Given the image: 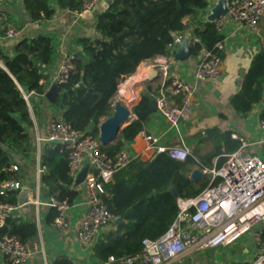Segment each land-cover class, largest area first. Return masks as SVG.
<instances>
[{
	"label": "trees",
	"instance_id": "16d2710c",
	"mask_svg": "<svg viewBox=\"0 0 264 264\" xmlns=\"http://www.w3.org/2000/svg\"><path fill=\"white\" fill-rule=\"evenodd\" d=\"M53 0H22L31 19H47L54 13ZM60 7L80 11L81 0H54ZM208 5L207 0H116L96 15L98 44L94 39L82 37L88 58L74 57V68L54 102L61 110V118L79 130L89 129L98 134L99 122L111 115V101L118 84L133 74L140 62L159 55H169L172 33L190 26L198 38L191 42V54L196 55L204 47L221 55L217 42L222 35L212 20H195L196 14ZM101 51V54L97 53ZM54 47L46 35L17 39L12 56L1 55L0 59V182L18 178L19 169H9L17 164V156L33 155L35 143L25 121V90L42 91L40 79L43 67L53 58ZM264 48L256 52L240 83V88L231 98L233 111L246 116L264 95ZM150 96L142 92L134 109L145 110ZM264 112V109L262 113ZM143 121L131 117L119 130L116 138L101 148L114 155L124 144L130 142L142 129ZM232 130L211 127L201 142L209 143L210 149L200 152L193 148L191 154L180 160L167 152L154 150L148 158L133 157L128 164L105 183L101 195L109 211L118 222L111 220L93 241V256L105 261L108 256L118 258L137 253L144 237L160 236L175 218L177 197L197 194L210 181L193 180L190 171L218 167L226 154L239 146V140L231 136ZM23 145L18 149L12 145ZM40 164L45 166L41 180L49 194L67 198L70 203L78 196L73 177L67 170V149L60 142L41 145ZM17 190H7L1 197L12 203L18 200ZM56 213L50 207L47 221ZM4 233L15 234L23 242L33 239L37 233L34 220H23L11 214L0 228ZM51 264H74L65 255Z\"/></svg>",
	"mask_w": 264,
	"mask_h": 264
},
{
	"label": "built area",
	"instance_id": "2783aa9c",
	"mask_svg": "<svg viewBox=\"0 0 264 264\" xmlns=\"http://www.w3.org/2000/svg\"><path fill=\"white\" fill-rule=\"evenodd\" d=\"M11 1V0H6ZM99 0H82L81 12L92 11ZM211 6L214 0H207ZM215 4V3H214ZM227 10L211 19L220 32L223 23L233 21L249 30H258L264 18V0H225ZM21 28L8 22L3 36L7 39L17 38ZM190 42L198 38L191 30L175 31L169 43V55H159L153 65L162 77L159 87L152 92L156 110L171 124L177 125L180 120L192 117V96L194 83L182 78L170 70L168 58H172L183 38ZM221 49L222 40L217 42ZM74 52L65 53L54 73L53 82L61 85L66 82L74 68ZM195 80L218 81L222 77V57L217 52L202 48L193 67ZM112 98L120 99V85ZM25 99L33 90L21 87ZM179 96V100L175 99ZM132 113V112H131ZM134 116V113H132ZM258 127L262 135L248 138L231 133L239 140V146L226 154L225 160L218 167L203 169L210 174L209 183L197 194L188 197H177L178 211L167 229L156 238L144 237L141 249L134 254L118 258L108 256L105 264H170L190 253L225 246L242 235L247 236L245 246L240 252L242 258L233 257L227 260L217 258L219 264H264V112L257 116ZM139 135L149 147L156 151L167 152L170 157L183 160L192 153L185 145L158 144V137L141 129ZM39 144L35 153L37 173L40 175L45 166L40 164V145L60 142L67 149V170L73 177L85 164L88 165L83 181L75 185L81 193L85 210L78 216L76 236L81 244H91L107 228L114 215L109 211L101 195L105 193V183L135 157L129 145L124 144L114 155H109L101 148L98 134L89 129L79 131L59 116H51L45 125V133L37 137ZM12 163L9 169L17 170ZM23 184L17 178L0 182V228L14 210L24 205L25 201L16 203L4 200L7 190L16 189L17 196ZM35 203L54 208L51 225L57 229L69 228V208L67 198L49 194L44 200ZM0 252L8 264H22L31 255L28 243L17 235L4 233L0 236Z\"/></svg>",
	"mask_w": 264,
	"mask_h": 264
},
{
	"label": "crops",
	"instance_id": "0c3cea01",
	"mask_svg": "<svg viewBox=\"0 0 264 264\" xmlns=\"http://www.w3.org/2000/svg\"><path fill=\"white\" fill-rule=\"evenodd\" d=\"M113 1L116 0H99L92 11L81 12L60 7L53 0V15L47 19L34 20L30 18L22 0H0L1 55L12 56L17 39L37 35L48 36L54 47L52 61L43 67V76L40 79L42 91H32L25 99L24 123H26L35 143V149L34 157L31 154L23 157L17 156V165L20 167V176L17 179L23 184L18 201H25L26 203L19 206L13 214L23 220H34L37 233L33 239L26 242L31 250V255L22 264H51L61 255L73 260L74 264H105V261H99L93 256V242L84 245L77 239V218L86 207L80 192L71 203L69 208L70 226L64 230L53 227L51 221H47L50 207L35 203L36 200H44L49 195L47 187L41 180L43 172L40 175L37 173L35 153L39 146L37 137L44 135L47 120L51 116L61 117V110L54 101L51 102L46 97L45 92L54 83L53 76L62 56L68 52L75 53L77 50H81L88 58L80 38H98L99 34L95 28L96 15ZM214 1L211 6L207 5L204 10L199 11L194 19L210 20L208 15L218 0ZM8 22H13L21 28L19 37L7 39L3 36ZM189 29L190 26L184 30ZM220 34L222 35V47L220 49L222 77L218 81L195 80L193 67L198 54H191L190 40H187V44L180 42L173 57L168 58L172 72L194 83L192 117L190 120L181 119L177 125H171L157 110H148L149 103L152 101V92L159 87L162 81L161 75L153 69L156 67L152 64L153 60L159 56L144 60L135 66L136 71L133 75L138 72L139 78L130 87V90L135 93L136 100L140 99L142 92L149 94L148 106L143 110L146 113L144 118L141 119L143 121L142 129L156 135L158 144L185 145L190 147L192 151L196 147L200 152H205L210 149V145L200 140L211 127H218L221 130L230 129L232 133L248 138L262 135V131L257 124V116L262 114L264 109V95L263 99L255 104L256 109H251L246 116L236 114L230 101L240 88L241 79L250 66L253 55L264 48V18L256 31L249 30L233 21H227L223 23ZM0 64L3 65L1 59ZM175 99L178 101L179 96H175ZM124 102L126 103V101ZM132 117L137 116L134 114ZM127 144L136 156L143 158H148L154 151L139 133ZM237 255L236 257L242 258L246 254L239 252ZM0 264H8L1 252Z\"/></svg>",
	"mask_w": 264,
	"mask_h": 264
},
{
	"label": "water",
	"instance_id": "95a60500",
	"mask_svg": "<svg viewBox=\"0 0 264 264\" xmlns=\"http://www.w3.org/2000/svg\"><path fill=\"white\" fill-rule=\"evenodd\" d=\"M226 10L227 7L225 4V0H218V2L212 7L208 18L210 20L214 19L217 15L225 13ZM94 40L98 44L99 39L96 38ZM181 42L187 44V38L184 37ZM97 53L101 54V51L97 50ZM75 54L81 56L83 59H86L85 54L81 50H77ZM153 69L158 73V70L156 68ZM61 90V85L53 83L45 92V95L51 102H53L56 95ZM123 100L126 101V103ZM137 101L138 100H136V95L132 90H126L122 95H120V99L114 101L111 115L103 118L98 124V137L102 144L110 143L116 138L121 127L132 117L131 107L134 106ZM148 110H156V105L153 100L149 103ZM133 113L140 119H143L146 112L133 108ZM87 167L88 165L85 164L83 168L77 173L74 179L75 185H78L83 181ZM189 175L193 180H202L207 177L206 171L199 167H193ZM15 211L17 210H14L13 212ZM119 220L120 218H113L114 222H118Z\"/></svg>",
	"mask_w": 264,
	"mask_h": 264
},
{
	"label": "rangeland",
	"instance_id": "374dc122",
	"mask_svg": "<svg viewBox=\"0 0 264 264\" xmlns=\"http://www.w3.org/2000/svg\"><path fill=\"white\" fill-rule=\"evenodd\" d=\"M132 108L133 106L131 107V111ZM252 109L255 110L256 106L254 105ZM12 145L18 149L23 148V145L19 144L17 141H13ZM246 240L247 236L244 234L225 246H219L204 251L190 252L184 255L181 260L170 264H219V262H217V258L219 257L227 260L238 256L237 254L246 245Z\"/></svg>",
	"mask_w": 264,
	"mask_h": 264
},
{
	"label": "bare ground",
	"instance_id": "6f19581e",
	"mask_svg": "<svg viewBox=\"0 0 264 264\" xmlns=\"http://www.w3.org/2000/svg\"><path fill=\"white\" fill-rule=\"evenodd\" d=\"M138 72L137 73H135L134 75L133 74H131L130 76H128V77H126L125 79H123L122 81V84L120 85V92H121V94L120 95H122L124 92H125V90L128 88V90H130V87L134 84V83H136L138 80Z\"/></svg>",
	"mask_w": 264,
	"mask_h": 264
}]
</instances>
